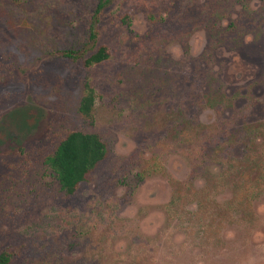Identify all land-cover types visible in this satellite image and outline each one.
Listing matches in <instances>:
<instances>
[{
    "label": "rangeland",
    "instance_id": "1",
    "mask_svg": "<svg viewBox=\"0 0 264 264\" xmlns=\"http://www.w3.org/2000/svg\"><path fill=\"white\" fill-rule=\"evenodd\" d=\"M99 4L0 0V120L30 112L0 154V254L264 264V0H112L96 20ZM75 130L107 156L67 196L47 158ZM173 199L201 222L170 220Z\"/></svg>",
    "mask_w": 264,
    "mask_h": 264
},
{
    "label": "trees",
    "instance_id": "2",
    "mask_svg": "<svg viewBox=\"0 0 264 264\" xmlns=\"http://www.w3.org/2000/svg\"><path fill=\"white\" fill-rule=\"evenodd\" d=\"M112 0H100L96 12V20L100 13ZM97 33H94V38ZM64 56L72 58L73 52H64ZM111 54L106 46H102L98 51L86 60L87 66L100 64L110 58ZM96 105V95L93 90H89L83 97L80 105V113L86 118H92ZM30 112H11L6 118L0 120V154L13 152L20 139L17 136V129L20 121ZM33 118V116H30ZM107 156V145L105 141L96 133L75 130L70 132L59 144L56 151L47 158V165L57 175L61 189L67 196L75 195L83 183L90 181V178L97 166L105 160ZM177 202L173 199L165 206V211L171 219L180 218L186 224L201 222L200 207L190 211L177 209ZM235 204L233 207H237ZM203 207V206H202ZM231 206H225V214H231ZM210 218H212L210 216ZM209 228V225H206ZM14 255L9 251L0 254V264H12Z\"/></svg>",
    "mask_w": 264,
    "mask_h": 264
}]
</instances>
